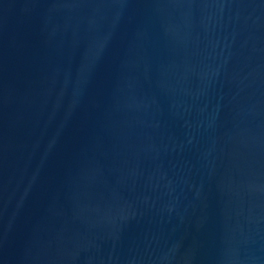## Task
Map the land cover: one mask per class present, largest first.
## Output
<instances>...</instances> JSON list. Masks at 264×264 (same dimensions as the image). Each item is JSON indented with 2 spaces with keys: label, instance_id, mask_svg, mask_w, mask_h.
<instances>
[{
  "label": "water",
  "instance_id": "obj_1",
  "mask_svg": "<svg viewBox=\"0 0 264 264\" xmlns=\"http://www.w3.org/2000/svg\"><path fill=\"white\" fill-rule=\"evenodd\" d=\"M0 264H264V0H0Z\"/></svg>",
  "mask_w": 264,
  "mask_h": 264
}]
</instances>
